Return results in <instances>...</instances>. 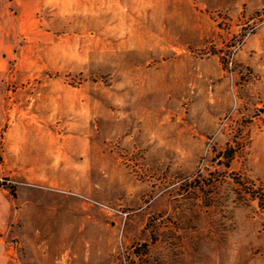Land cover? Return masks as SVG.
Returning <instances> with one entry per match:
<instances>
[{
	"label": "rangeland",
	"instance_id": "374dc122",
	"mask_svg": "<svg viewBox=\"0 0 264 264\" xmlns=\"http://www.w3.org/2000/svg\"><path fill=\"white\" fill-rule=\"evenodd\" d=\"M2 264H264V0H0Z\"/></svg>",
	"mask_w": 264,
	"mask_h": 264
},
{
	"label": "crops",
	"instance_id": "0c3cea01",
	"mask_svg": "<svg viewBox=\"0 0 264 264\" xmlns=\"http://www.w3.org/2000/svg\"><path fill=\"white\" fill-rule=\"evenodd\" d=\"M3 244H6L4 243V238L3 236L0 234V264H2V249H3Z\"/></svg>",
	"mask_w": 264,
	"mask_h": 264
}]
</instances>
